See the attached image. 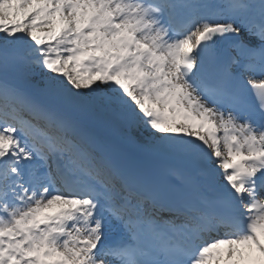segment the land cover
I'll list each match as a JSON object with an SVG mask.
<instances>
[{
  "label": "snow or ice",
  "instance_id": "obj_1",
  "mask_svg": "<svg viewBox=\"0 0 264 264\" xmlns=\"http://www.w3.org/2000/svg\"><path fill=\"white\" fill-rule=\"evenodd\" d=\"M0 264H264V0H0Z\"/></svg>",
  "mask_w": 264,
  "mask_h": 264
}]
</instances>
